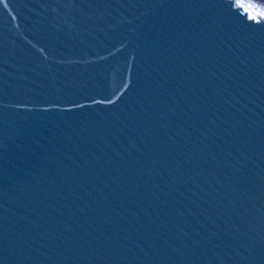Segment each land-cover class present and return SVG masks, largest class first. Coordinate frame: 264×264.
I'll return each instance as SVG.
<instances>
[{
    "label": "water",
    "instance_id": "1",
    "mask_svg": "<svg viewBox=\"0 0 264 264\" xmlns=\"http://www.w3.org/2000/svg\"><path fill=\"white\" fill-rule=\"evenodd\" d=\"M0 82V264H264V34L239 16L0 0Z\"/></svg>",
    "mask_w": 264,
    "mask_h": 264
},
{
    "label": "snow or ice",
    "instance_id": "2",
    "mask_svg": "<svg viewBox=\"0 0 264 264\" xmlns=\"http://www.w3.org/2000/svg\"><path fill=\"white\" fill-rule=\"evenodd\" d=\"M98 3L99 0H96ZM214 7L220 8L226 15H236L239 16L243 21L244 27L253 32H260L264 34V7H259L258 5L248 3L246 4L244 0H211ZM67 6L69 8H75L78 6V0H67ZM92 6H96L94 3ZM259 7V11L255 15L252 14L249 9H256ZM233 8L243 10L244 15L240 16L239 12H233ZM252 21L249 24L247 21ZM10 105L6 102L4 94L3 83L0 82V125L3 123V116L5 114L4 110ZM46 110V109H45Z\"/></svg>",
    "mask_w": 264,
    "mask_h": 264
}]
</instances>
